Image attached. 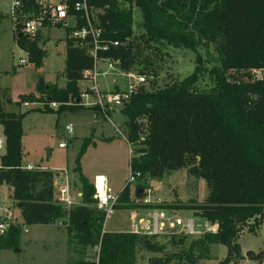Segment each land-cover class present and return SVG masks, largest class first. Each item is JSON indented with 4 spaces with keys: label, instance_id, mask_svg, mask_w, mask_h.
I'll return each mask as SVG.
<instances>
[{
    "label": "trees",
    "instance_id": "16d2710c",
    "mask_svg": "<svg viewBox=\"0 0 264 264\" xmlns=\"http://www.w3.org/2000/svg\"><path fill=\"white\" fill-rule=\"evenodd\" d=\"M87 1L98 26L104 29L103 38L125 44L100 53V58L111 60L125 73L140 67L139 75L148 80L156 76L144 57L149 47L187 50L196 55L192 76L164 88L154 87L149 81L152 87H139L121 110L128 118L126 137L135 148L130 168L141 174L139 180L148 176L162 180L167 174L188 169L191 175L206 181V201L151 205L133 198L127 186L119 192L115 210H190L209 221H218L219 231L192 241L184 235L170 237L169 243L182 249L174 254L166 252L167 246L158 241L159 237L109 231L102 234L106 214L95 206L94 184L81 167L91 140H84L74 168L79 173L82 203L68 211L57 201L52 170L23 168V119L39 109L26 114L8 113L0 103V125L6 138V154L0 159V186L13 188L14 207L21 210L22 219L21 224L13 223L0 236V252L19 248L25 226L64 221L71 242L83 251L101 243L100 264H137L142 249L164 255L151 259L149 264H170L181 259L199 264L207 259L213 244L228 247L223 264L230 263L231 256L241 251L238 233L246 225L251 233L264 229V82H252L249 77L250 70L264 68V0ZM25 4L28 9L32 5L37 8L36 0ZM134 9L141 14L138 24ZM4 16L0 13V43ZM77 17L81 28L85 20L80 14ZM21 29V25H15L17 44L36 67H41L44 54L39 47L40 31L28 36ZM69 33L68 29L67 87H47L41 79L36 92L21 95L20 103L44 104L45 108L40 109L43 112H54L50 107L53 103L60 106L61 113L87 109L76 105L81 93L78 83L84 80L86 71L94 69L95 60L70 39ZM211 49L217 55L216 65L207 69L204 62H212ZM206 76L211 85L199 90L197 85ZM69 102L74 104L66 105ZM142 138L144 142L139 143ZM144 187L138 186L137 198H143ZM252 254L264 264V249ZM73 264L94 263L80 260Z\"/></svg>",
    "mask_w": 264,
    "mask_h": 264
},
{
    "label": "rangeland",
    "instance_id": "374dc122",
    "mask_svg": "<svg viewBox=\"0 0 264 264\" xmlns=\"http://www.w3.org/2000/svg\"><path fill=\"white\" fill-rule=\"evenodd\" d=\"M10 3V0H0L1 12L5 15L1 23L0 103L8 113L26 114L34 108L39 109L27 114L23 119L25 150L23 165L27 166L28 163H32L52 170L55 173L56 198L58 197V177H68L74 195L80 191L79 173L74 172L76 159L84 140L89 139L91 140L90 146L81 160L84 176L91 183L94 182L96 175L107 176L113 191L121 192L130 172L129 145L125 140L128 118L122 113V108L113 106L109 120L102 113L91 108L67 110L61 113L58 112L59 105L56 108L50 105L54 112H43L40 109L45 108L44 104L29 103L26 107L25 103H20L19 100L21 95L36 92L41 79L47 87H67L66 38L69 27H74L76 23L75 19H69L68 28L46 27L40 30L39 47L44 58L42 66L36 67L29 54L16 42L18 31L15 32V23L7 15ZM134 15L136 24L140 23L141 14L137 9H134ZM210 54L213 57L212 62H204L207 69L216 65L217 55L213 49L210 50ZM144 57L150 62L148 69L156 75L152 80H148L146 76V87H152L150 86L152 81L154 87L164 88L177 79L189 78L196 69V55L187 50L149 47ZM204 57L205 60L210 59V57ZM98 71L100 76L97 82L102 93L127 92L130 85L134 83L130 74L123 72L114 62H99ZM139 71L140 67L132 73L139 74ZM90 84V80H82L78 83V87L84 91ZM209 85L211 82L206 76L197 87L199 90H207ZM67 126L74 128L73 135L67 133ZM3 133V126L0 125V141ZM61 143L66 144V148H60ZM36 168L42 167L36 166ZM139 185L145 186L142 199L136 197ZM130 187L133 198L139 202L148 201L151 205L179 206L188 205L192 201L202 204L208 197L206 181L191 175L188 169L167 174L162 180L151 179L148 176ZM11 189H4L0 192L1 213L14 205ZM133 213L134 211L130 210H114L106 223V231L126 232L130 230ZM140 213L144 215V211ZM178 214L182 217H195L198 225H204L207 222L206 218L190 210H178ZM12 218L14 223L18 221L15 214ZM57 223L63 222L58 221ZM199 231L202 232V230ZM189 237L190 241L200 238L198 236ZM237 237L241 251L234 253L228 264H257L258 260H255L252 253L256 254L264 249V229L251 233L246 225ZM169 240L170 237L158 238V241L167 246L168 254L179 253L182 249L171 245ZM228 254L227 246L213 244L209 247L207 259L198 263L223 264ZM94 257L93 248L88 247L83 251L71 242L65 227H58L54 224L35 225L22 228L19 248L0 252V264H73L80 260L92 261ZM162 257H164L163 254L142 249L138 254L137 264H149L151 259ZM170 264H192V261L181 259L174 260Z\"/></svg>",
    "mask_w": 264,
    "mask_h": 264
},
{
    "label": "built area",
    "instance_id": "2783aa9c",
    "mask_svg": "<svg viewBox=\"0 0 264 264\" xmlns=\"http://www.w3.org/2000/svg\"><path fill=\"white\" fill-rule=\"evenodd\" d=\"M10 6L7 15L14 21L15 25L22 26V32L28 36L36 35L42 28L46 27H66L68 28V21L70 18H74L76 23L74 27H69L70 39L77 42L79 48L85 49L87 54L92 56L95 60V67L93 70L86 71L84 73V80H90L91 84L80 93V100L76 102V105L86 108H97L107 119L110 120L109 114L112 111V107L122 108L125 103L129 102L132 95L137 91L139 87L145 85L147 82L144 75L135 73H129L134 83L130 85L129 91L123 93H102L98 87V77L100 73L98 71V63L101 61L112 62L108 59L100 58L99 54L107 52L111 48H118L125 45L120 42H114L105 40L103 38L104 29L98 26L96 21V14L89 6L87 0H36L37 8L28 9L25 1L27 0H10ZM0 13L1 9H0ZM77 14H80L85 20V25L79 28V19ZM25 64V61H23ZM249 77L252 82H264V68L252 69L249 71ZM69 102L66 105H73ZM26 107L29 104H25ZM53 108H56L58 104H51ZM67 133L73 135L75 130L72 126H67ZM119 132V131H118ZM127 144L129 145L130 164L132 157L135 153L134 144L129 142L125 137ZM144 142L142 138L139 143ZM60 148H66V144L61 143ZM36 167L29 165L26 170H35ZM141 178L140 173H135L131 170L126 180V185L131 186L138 183ZM63 182L58 187V203L66 210H70L75 206L73 200V192L69 178L62 179ZM95 187V206L105 212L106 219L103 225L102 234L106 231V223L115 210V206L119 203L120 193L113 191L109 184V180L105 176H97L94 179ZM124 187V188H125ZM144 203L148 204V201ZM2 211V209H1ZM0 236L5 235L9 227L13 224L12 214L9 211H4L0 214ZM131 227L126 233L139 236V237H172V236H198L201 237L205 234H216L219 231L218 221L212 222L207 220L204 225H198L195 217H182L176 210H162L153 209L144 211V215H141L139 211H134L131 217ZM59 226L65 227L64 221H59ZM199 230H202L199 231ZM95 257L92 260L94 264H100L101 257V243L94 247ZM260 264V263H257Z\"/></svg>",
    "mask_w": 264,
    "mask_h": 264
},
{
    "label": "crops",
    "instance_id": "0c3cea01",
    "mask_svg": "<svg viewBox=\"0 0 264 264\" xmlns=\"http://www.w3.org/2000/svg\"><path fill=\"white\" fill-rule=\"evenodd\" d=\"M0 57H1V50H0ZM97 116V115H96ZM4 137V135L1 137V139ZM62 149H64V148H62ZM24 161V160H23ZM32 164V163H31ZM31 164H27V166H29V165H31ZM27 166H25V165H23V168L24 169H26L25 167H27ZM32 166H41L42 167V169H45V170H49L47 167H45V166H42V165H33L32 164ZM97 176H99V175H96L95 177H97ZM105 177H107V176H105ZM63 178L62 177H58V182L61 184L62 182H63V180H62ZM58 183V185H57V188L59 187V184ZM4 189H11V187L10 186H6V185H3V186H0V192L1 191H3ZM12 190L13 189H11V192H12ZM13 194V193H12ZM10 196H11V194H10ZM81 196H82V194H81V192L79 191L78 193H75L74 195H73V200H74V202H75V205H79V204H81L82 203V200H81ZM7 211H9L11 214H12V216H13V214H15L16 216H17V219H18V221H16L15 223H19V224H21L22 223V219H21V210L20 209H18V208H16V207H14V205L11 207V208H9ZM2 211H1V208H0V214H2L1 213ZM4 212V211H3ZM18 212V213H17ZM139 212H141V211H139ZM19 219H20V221H19ZM13 223H14V221H13ZM54 225H56V226H58V227H61V226H59V224L58 223H56V224H54Z\"/></svg>",
    "mask_w": 264,
    "mask_h": 264
},
{
    "label": "water",
    "instance_id": "95a60500",
    "mask_svg": "<svg viewBox=\"0 0 264 264\" xmlns=\"http://www.w3.org/2000/svg\"><path fill=\"white\" fill-rule=\"evenodd\" d=\"M6 154V138L3 137L0 141V159Z\"/></svg>",
    "mask_w": 264,
    "mask_h": 264
}]
</instances>
